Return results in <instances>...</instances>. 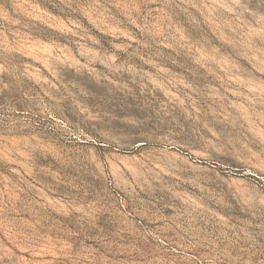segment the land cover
Returning <instances> with one entry per match:
<instances>
[{
  "label": "rangeland",
  "instance_id": "obj_1",
  "mask_svg": "<svg viewBox=\"0 0 264 264\" xmlns=\"http://www.w3.org/2000/svg\"><path fill=\"white\" fill-rule=\"evenodd\" d=\"M0 21V264H264V0Z\"/></svg>",
  "mask_w": 264,
  "mask_h": 264
},
{
  "label": "bare ground",
  "instance_id": "obj_2",
  "mask_svg": "<svg viewBox=\"0 0 264 264\" xmlns=\"http://www.w3.org/2000/svg\"><path fill=\"white\" fill-rule=\"evenodd\" d=\"M139 145H149L154 149L157 150H165L167 142L163 141L162 139H158L153 136H148L144 138L142 142L139 143Z\"/></svg>",
  "mask_w": 264,
  "mask_h": 264
},
{
  "label": "built area",
  "instance_id": "obj_3",
  "mask_svg": "<svg viewBox=\"0 0 264 264\" xmlns=\"http://www.w3.org/2000/svg\"><path fill=\"white\" fill-rule=\"evenodd\" d=\"M1 30H2V24H1V21H0V33H1Z\"/></svg>",
  "mask_w": 264,
  "mask_h": 264
}]
</instances>
